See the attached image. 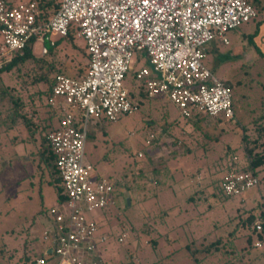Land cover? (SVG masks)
Listing matches in <instances>:
<instances>
[{
    "label": "rangeland",
    "instance_id": "1",
    "mask_svg": "<svg viewBox=\"0 0 264 264\" xmlns=\"http://www.w3.org/2000/svg\"><path fill=\"white\" fill-rule=\"evenodd\" d=\"M250 2L260 11L257 18L229 31L230 44L219 45V52L212 51L209 44L205 60L219 79L234 87L233 120L204 118L197 123L183 117L168 97L140 96L141 83L133 72L151 65L145 53L135 52L125 85L134 91L132 100L138 102L139 109L115 121L102 118L88 124L85 163L93 166L99 177L114 182L116 189L115 204L90 215L99 219V236H109L106 244L100 245L106 264H228L229 259L264 264L260 257L264 244L254 231L264 216V167L258 174L260 184L242 197L229 200L223 192L219 194L231 163L248 164L244 135L249 143H264V118H259L264 114V58L249 44L257 24L264 21V0ZM259 43L263 51L264 39ZM85 46L77 30L73 43L63 39L51 57L55 72L68 69L76 73L87 67ZM25 69L6 75L5 84H23L24 90L31 80V111L39 110L36 124L48 122L57 128L60 117L50 116L48 99L46 106L36 99L37 92L46 89L34 84L39 72L33 63ZM18 93L30 100L27 91ZM27 134L16 127L0 139V238L8 246L0 264H22L25 242L40 253L48 247L43 233L53 221L50 209L58 205L57 188L48 182L50 174L38 169L39 157L35 155L39 142L13 143L15 136ZM151 134L155 139L148 144ZM15 157L21 159L15 161ZM215 232L226 246L220 244L215 254L199 253L196 261L191 258L189 252L211 245ZM124 234V242H119ZM247 238H255V245ZM187 246L190 249L186 250ZM227 252L231 254L225 256Z\"/></svg>",
    "mask_w": 264,
    "mask_h": 264
},
{
    "label": "built area",
    "instance_id": "2",
    "mask_svg": "<svg viewBox=\"0 0 264 264\" xmlns=\"http://www.w3.org/2000/svg\"><path fill=\"white\" fill-rule=\"evenodd\" d=\"M257 16L248 0H61L45 19L35 1L0 0V69L25 48L45 56L71 27L89 54L86 73L56 74L48 98L60 117L48 140L67 200L50 209L53 221L43 233L48 247L35 264H105L100 245L109 236H99V219L90 215L114 204L115 188L85 163L88 124L139 109L125 85L135 52L145 53L151 65L135 71L148 97H168L185 118L197 112L229 121L235 117L233 90L205 64L208 46L216 40L228 44L229 31ZM154 139L151 134L147 143ZM259 184L254 172L231 170L221 188L237 198ZM255 227L262 229L260 222Z\"/></svg>",
    "mask_w": 264,
    "mask_h": 264
},
{
    "label": "trees",
    "instance_id": "3",
    "mask_svg": "<svg viewBox=\"0 0 264 264\" xmlns=\"http://www.w3.org/2000/svg\"><path fill=\"white\" fill-rule=\"evenodd\" d=\"M14 1H16V0H14ZM30 1H35L38 4L40 9L43 11L45 19H48L51 16H53L58 11V9L60 8V4H61V0H30ZM248 1L250 2V0H248ZM255 1L260 3L261 0H255ZM256 11H257V14L259 15L260 11L257 9H256ZM262 23H263V21H260L257 24L255 33L253 35H251L250 41L252 44H254L253 40L257 36L258 31H259L258 30L259 26ZM76 30H77L76 27H71L69 34L64 38L57 40L55 43V46L48 45L49 51L45 56H42V58L36 59L35 56L33 55L32 51H30L29 48H25L22 52L14 53L12 56V59L8 63H6V65L2 69H0V139L2 137L7 136L9 134V132L11 130L15 129L16 127H21L24 129V131L28 132V134H27L28 138L27 139L26 138H20V136L17 135V136H15L13 141H18L19 139H21L20 141L27 140L29 142L32 141L36 144L39 142L37 154L35 155V156L39 157L38 169H41L42 172L47 171L50 174L51 179L48 180V182L57 188V203L58 204L64 203L67 200V195L64 191V188L62 185V179L60 177V173H59L58 168H57L56 156L53 153L51 146H50V143H49V140H48V133L50 131L54 130L55 128L53 126H51L48 122L45 125H44V122L36 124L34 117L38 116L39 110L36 107L34 109V111H31V80H30V82L24 84L25 88H24V90H22L23 84L21 86V84L19 85V84L14 83L12 86H9V85L5 84L4 77H6V75L8 76L9 74H13L14 72H20L22 70L25 71L26 70L25 67L29 66V68H31V63H33L35 70H37V72H39V76H37L35 78L34 84L36 85V87L41 86V85L46 86L45 90H41V91L37 92L38 95H36L37 96L36 99L42 100L41 102L44 103L45 106L48 105L45 103V99H48L52 93V88H53V84H54V77H51V75L56 71L55 70L56 64L54 63V61H51L52 60L51 57L54 55L55 50L60 46L63 39L66 42H70V43L74 42ZM251 46L255 48L256 52H258V55L260 56L259 58H264V52L260 49V47L258 45H251ZM86 53H87L88 60H89V54H88L87 48H86ZM87 69H88V66L85 67L84 69L78 70L76 73H71V72H69L68 69H59V70H57V72H55V75L56 74H63V75H71L73 77H81L86 73ZM29 70H31V69H29ZM133 73H134V77H135V72H133ZM30 76H31V71H30ZM18 77H20V76H18ZM30 79H31V77H30ZM224 82L226 85L230 86L234 92V87L231 84H229L228 82H226V81H224ZM239 82L240 81H238L236 83L237 87L240 86ZM16 85H18V86H16ZM263 88H264V86H263ZM19 91L20 92H22V91L26 92L27 91V95H29L30 100L28 101V97H27V99H25L21 94L18 93ZM129 92H130V98L134 99L135 98L134 91L129 90ZM139 95L140 96H148L147 91L144 89V87L142 85H140ZM35 97L33 98V100L35 99ZM136 103L138 104V102H136ZM48 106H49V109L51 110L50 116L51 115L57 116L58 114H57L56 110L54 108H52L50 105H48ZM204 118H210V117H208L207 115H204L202 113L196 112L193 114L192 117H190L188 119L189 120H195L197 123H199ZM259 118H261V119L264 118V114L260 115ZM220 120H222V119H220ZM39 134H41L40 140L38 139ZM243 143L247 144L244 148V153H245L244 157H245L246 162L248 164L246 167H240L239 162H233L230 165L229 171H231V170L251 171V172H254L258 176L260 169L262 167H264V143H263V145H260V143L258 141H253L252 143H249L248 137L246 135H244ZM251 144H252V146H251ZM258 147H262L263 150L261 152H258L257 151ZM112 184L115 188L114 182H112ZM219 189H220L219 194L222 195L221 192H223V191L221 188V183L219 185ZM115 194H116V189H115ZM115 194H114V204H115ZM225 198L229 199V200L235 199L233 197H228V196H226ZM261 218H263L260 221V223L262 225V229L259 231L255 228L254 231L257 232V237H256L257 240H259L260 242H262V244H264V216ZM253 219L254 218L252 217L251 220H253ZM212 235H213V237H216V239L214 241H212V243L209 247H206L205 249H203L201 251L200 250H198V251H191L190 250L191 253L189 252V255L191 258H193L196 261L197 259L195 257L197 254H199V253L204 254V255L215 254L216 252L220 251V249H219L220 244H222L223 247L226 246V244L223 243L222 237H220L218 235V233L215 232ZM205 239H206V237H203L201 239V243L203 241H205ZM247 240L251 246L255 245V243H254L255 238L254 239L253 238H247ZM0 242H1L0 243V245H1L0 246V258L3 259L5 256L4 255L5 249L8 248V246H7V242H5L3 240V238H0ZM188 249H190L189 246L186 247V250H188ZM233 252H235V251H233ZM229 254H231V253L227 252L225 254V256L229 255ZM232 254L236 255V253H232ZM44 255H45L44 251H42L40 253L36 247H30L25 242V251L22 255V258L20 259V262H22V264H35L36 259L38 257L44 256ZM258 255H260V253ZM245 256H247V253ZM260 257H262L264 259V250L262 251V254ZM10 260H11V258H10ZM227 262H228V264H242L240 259L238 261H236L234 259H229V260H227ZM106 263H107V261L105 260V264Z\"/></svg>",
    "mask_w": 264,
    "mask_h": 264
},
{
    "label": "crops",
    "instance_id": "4",
    "mask_svg": "<svg viewBox=\"0 0 264 264\" xmlns=\"http://www.w3.org/2000/svg\"><path fill=\"white\" fill-rule=\"evenodd\" d=\"M263 28H264V21H263V23L259 26V31H258V34H257V36L254 38V40H253V43L254 44H252V43H249L250 45H258L259 47H260V43H259V40H261V39H264V37H263ZM214 42H216V43H212V51H214V52H219V45H229L230 44V42L228 43V44H225V43H222L221 41H214ZM247 45V44H246ZM260 49H261V47H260ZM262 50V49H261ZM263 52H264V50H263ZM209 53V52H208ZM229 56L231 55L230 53L228 54ZM25 132V131H24ZM3 138V137H2ZM21 138H28L27 137V135L26 136H24V137H21ZM21 139H19L18 141L19 142H24V141H20ZM18 141H13V143L14 144H16ZM27 141V140H26ZM27 142H29V141H27ZM191 154V153H190ZM27 158H29V160H30V157H27ZM21 158L20 157H15V161H17V160H20Z\"/></svg>",
    "mask_w": 264,
    "mask_h": 264
},
{
    "label": "water",
    "instance_id": "5",
    "mask_svg": "<svg viewBox=\"0 0 264 264\" xmlns=\"http://www.w3.org/2000/svg\"><path fill=\"white\" fill-rule=\"evenodd\" d=\"M128 201L130 203V200H128ZM51 253H52V249L50 248V249L47 250V254H51Z\"/></svg>",
    "mask_w": 264,
    "mask_h": 264
}]
</instances>
